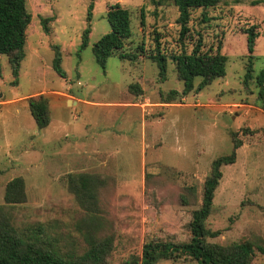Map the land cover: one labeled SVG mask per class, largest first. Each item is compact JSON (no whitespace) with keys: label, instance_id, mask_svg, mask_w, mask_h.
<instances>
[{"label":"rangeland","instance_id":"obj_1","mask_svg":"<svg viewBox=\"0 0 264 264\" xmlns=\"http://www.w3.org/2000/svg\"><path fill=\"white\" fill-rule=\"evenodd\" d=\"M255 1L220 0L214 8L192 12L194 38L201 32L206 48L223 39L226 75L164 104L169 91L183 90L175 62L168 57L166 80L161 81L156 63L137 47L144 42L148 54L156 30L168 56L180 53L178 12L171 2L156 6L149 0H97L88 44L82 49L90 0H26L32 18L17 84L6 56L0 54V206L6 184L21 177L26 201L4 209L17 231L28 236L41 228L42 236L61 251L82 254L87 248L79 231L84 211L69 192L66 177L91 173L107 180L99 206L104 232L114 239L109 264L140 254L153 237L186 242L210 163L231 152L235 132L242 146L236 162L222 167L207 220L208 228L221 233L209 241L227 245L253 236L264 239V112L256 84L264 72V5ZM116 3L131 13L132 36L123 52L137 58L112 56L103 69L92 48L110 31L107 10ZM50 18L45 32L43 20ZM252 26L259 37L252 82L246 87L244 31ZM53 46L60 48L65 77L53 68ZM132 85H139L141 93L132 91ZM37 94L45 95L50 106V122L42 130H37L27 102ZM68 96L81 101L69 103ZM189 187L195 189L194 197L188 195ZM185 193L188 205L180 201ZM159 264L196 263L185 258ZM252 264H264V257L256 253Z\"/></svg>","mask_w":264,"mask_h":264},{"label":"trees","instance_id":"obj_2","mask_svg":"<svg viewBox=\"0 0 264 264\" xmlns=\"http://www.w3.org/2000/svg\"><path fill=\"white\" fill-rule=\"evenodd\" d=\"M90 0L86 15V27L82 32L81 48L88 44L91 33V21L94 3ZM156 6L171 2L178 12L176 24L178 26V40L181 51L178 54L167 55L161 46L160 34L154 31V47L146 54L144 42L138 45V53L156 63L161 81L166 80L168 57L176 66L178 80L183 83L182 92L171 90L164 97L162 103H174L178 97L186 96L194 89L199 92L209 86L214 80L226 75L227 57L222 53L223 39H218L215 45L208 48L203 42L202 33L194 35L191 29L192 12L198 9L214 8L220 0H149ZM253 4L264 5V0H257ZM107 21L110 31L104 34L92 48L95 62L105 68L109 57L117 56L123 60L134 61L137 55L123 52L126 40L132 36L131 13L119 3L109 5ZM31 14L26 7V0H0V54L6 56L14 77L13 84H17L21 62L26 58L25 45L27 30L31 23ZM141 24H144V11L140 9ZM43 20V29L48 32L47 21ZM208 21L206 13H202L201 22ZM246 35L247 65L243 80L244 86L252 82L254 49L259 37L256 27L252 26L244 31ZM192 41V49L186 52L187 42ZM53 68L61 76L65 73L61 69L60 48L53 46ZM139 55V54H138ZM200 79L195 85V80ZM257 100L264 112V72L256 78ZM130 89L141 93L139 85H132ZM28 108L34 119L37 130H42L50 122V106L48 98L37 94L27 98ZM246 132H249L247 129ZM232 150L227 155L215 158L210 163V170L203 182L200 206L192 211L187 228L190 238L186 242L173 243L159 238H150L142 246L140 254H131L120 264H159L164 260L178 261L188 258L196 264H252L256 253L264 257V239L250 237L239 242L221 245L210 242L209 239L220 235L219 230L207 227V220L213 210L215 192L222 179V167L236 162L238 149L242 140L238 134L231 132ZM66 184L69 192L74 196L80 208L84 211L79 231L87 248L82 254L75 250L61 251L56 243L47 236H42L43 230L38 228L39 234L24 236L14 227L5 207H12L26 201L25 182L21 177L11 179L5 186L4 206H0V264H109V257L113 251L114 239L103 229V217L99 204L100 190L107 184V180L91 173L68 174ZM188 195L195 196V189L189 187ZM188 195L181 194L180 201L189 204Z\"/></svg>","mask_w":264,"mask_h":264},{"label":"crops","instance_id":"obj_3","mask_svg":"<svg viewBox=\"0 0 264 264\" xmlns=\"http://www.w3.org/2000/svg\"><path fill=\"white\" fill-rule=\"evenodd\" d=\"M68 101H70L72 104H76L77 102L81 101L79 99L74 98V96H68Z\"/></svg>","mask_w":264,"mask_h":264},{"label":"water","instance_id":"obj_4","mask_svg":"<svg viewBox=\"0 0 264 264\" xmlns=\"http://www.w3.org/2000/svg\"><path fill=\"white\" fill-rule=\"evenodd\" d=\"M69 103H70V101H69Z\"/></svg>","mask_w":264,"mask_h":264}]
</instances>
